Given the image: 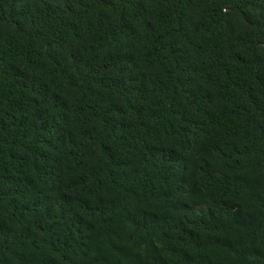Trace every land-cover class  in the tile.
Segmentation results:
<instances>
[{"label": "trees", "instance_id": "obj_1", "mask_svg": "<svg viewBox=\"0 0 264 264\" xmlns=\"http://www.w3.org/2000/svg\"><path fill=\"white\" fill-rule=\"evenodd\" d=\"M0 264H264V0H0Z\"/></svg>", "mask_w": 264, "mask_h": 264}]
</instances>
